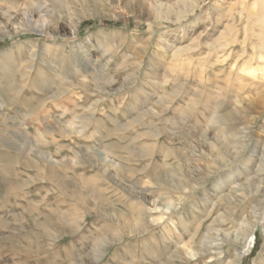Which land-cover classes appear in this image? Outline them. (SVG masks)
Listing matches in <instances>:
<instances>
[{
    "label": "rangeland",
    "instance_id": "1",
    "mask_svg": "<svg viewBox=\"0 0 264 264\" xmlns=\"http://www.w3.org/2000/svg\"><path fill=\"white\" fill-rule=\"evenodd\" d=\"M178 1L0 0V54L8 49L12 50L13 67L10 76L13 85L17 88L21 86L22 91L20 95L14 96L7 87H2L0 118L6 117L15 124L23 120L25 126L18 129L32 141L35 138L33 135L36 134L31 127L29 110L42 104L37 110V115L43 117L45 114L44 116L47 115L48 118L51 116L47 118L48 120L45 119L46 125L58 122L71 134L67 138L58 139L56 143L58 145L44 146L40 143V146L51 153L53 160L68 164L67 167L55 168L56 174L60 172L61 181L66 182L67 184H64L83 199L80 202L76 201L45 176L24 169L17 162L11 166V170L7 169L1 158L0 264H77L75 261L79 258L84 260L83 264H145L144 241H148L149 236H128L123 222V219L131 220L135 215L129 204L130 199L121 188L112 186L108 181L98 177L100 174L97 170L84 163L85 159L82 158L99 151L103 154L105 162L117 165L119 160L115 155L129 156L123 149L112 150L115 155L105 154V145L116 142L115 138L100 142L90 137L85 138L94 129L103 136L106 129H113L114 124L107 119L110 115L118 124H125L133 119L138 113L127 111V105L144 103L151 109L158 94L165 91L171 93L177 85L184 83V89L182 88L181 94L176 98V107L166 116V124L177 118L180 109H184L188 101L192 100L193 85L201 79L206 91L225 94L230 101L238 103L241 107L239 122L232 123L234 130L255 121L251 129L250 148L255 142L264 141V78L261 73H257L255 77L239 73L241 77L239 83L236 82L235 75H230L227 80L224 73L211 72L215 70L214 67H219V64L214 66L207 64L205 72L199 75L200 67L196 58L192 62L183 63L178 67L180 69L176 68L174 71L176 74L167 83H163L161 74L165 70L168 72L172 70L169 65L174 61L172 57L174 52L191 47L187 53L194 54L197 47L201 50L206 49L203 40L199 46L201 39L199 35L211 24L210 16L220 0ZM182 2L199 4L194 10L195 13H187L185 18H181L178 12L184 5ZM158 4L163 6L160 7ZM222 30L223 26L220 25V31H211L207 37L216 41ZM14 31L17 34L14 35ZM231 47L235 48V51L238 49L237 44ZM261 64L264 65V60ZM149 65L156 70L155 73L149 69ZM84 75L89 77V81L100 92L108 93L109 96L99 99L77 88L76 81L82 80ZM148 77L160 82L162 88L154 89ZM2 78L3 73L0 70V84ZM43 82H49L44 91L40 92L33 87L34 83ZM64 89H67L66 94L55 98ZM148 96L151 97V101L147 100ZM4 97H15L14 105L8 107ZM48 97L52 98L45 100ZM135 97L137 102L134 100ZM203 97L204 101L206 94ZM91 104L94 105L96 120L85 129L82 119L91 114L89 109ZM113 108L119 111L114 112ZM226 110L225 107L223 113ZM205 115L207 117L208 113L205 112ZM96 121H100V124ZM205 126L206 118L196 120L192 116L182 126L183 130L181 129L182 133L178 135V140L176 142L167 140L165 145L182 148L195 138L200 127ZM40 130L43 131L42 128ZM135 130L141 132L142 128L135 123L123 134L130 138L135 134ZM188 135L191 139L187 138ZM20 140L17 142L21 143ZM128 141H120L119 145L126 146ZM142 141L145 140L140 139L137 142L138 146L129 145V149L142 155L140 147ZM2 145L0 142L1 155H18V152L3 148ZM158 150L159 146L155 145L152 148L153 154H157ZM77 154H81V157ZM137 156L134 154L129 156V161L124 163L125 166L138 171L132 180H124L125 183L131 189L138 187L152 193L146 207L153 217L170 215L174 209V205L170 203L173 202L172 198L157 190L151 183V178L159 172L165 179L166 174L170 175L176 171L179 161L170 158L168 163L172 167L165 170L166 168L161 166L162 159L159 156H155L151 161L142 160L143 158ZM27 159L36 158L28 152L20 157L21 162ZM78 161L84 164L74 165ZM189 162L202 173L207 171L210 164L206 159H189ZM239 164L237 162L228 166L224 172L231 171ZM143 166L146 170L141 172ZM32 178L42 181H35L20 188L9 186L12 183L22 185L30 182ZM210 184L209 181L206 186ZM201 193L199 191L197 194ZM257 200L259 199L250 198L243 204L240 210L243 217L250 215ZM190 201L194 199L191 198ZM220 206L221 212L230 211V206L226 203H221ZM176 210L181 213L180 207ZM112 211H116L123 218L114 217ZM235 219H239L238 214L235 215ZM44 224L47 225L46 231ZM170 229L177 236V230L172 225ZM158 230L159 232L156 231L154 234L155 241L163 246L160 234L162 232L170 238L169 233L162 227ZM255 240V249L245 258L243 264H253V259L263 251L264 211L255 232ZM162 249L163 247L160 248ZM99 252H102L103 256L95 260ZM186 258L190 261L195 259L192 255Z\"/></svg>",
    "mask_w": 264,
    "mask_h": 264
},
{
    "label": "bare ground",
    "instance_id": "2",
    "mask_svg": "<svg viewBox=\"0 0 264 264\" xmlns=\"http://www.w3.org/2000/svg\"><path fill=\"white\" fill-rule=\"evenodd\" d=\"M183 4L179 12L177 11L181 18H185L187 13H193L199 3L189 2L187 4L184 2ZM158 5L160 7L163 6V4ZM61 8L63 7L61 6ZM210 19L212 21L211 24L199 35V38H201L199 46H201V40H203L206 49L201 50L200 47H197L195 49L197 52L194 54L187 53L192 49L191 47L183 51L174 52L172 54L174 61L169 65L172 70H169V72L165 70L161 74L163 83H167L176 74L174 72L176 68L182 66L186 61L192 62L196 58L198 61L197 65L200 67L198 69L199 75L205 72L204 69L207 64L212 66L219 64V67H214L215 70H211V72L214 74L224 73L227 80L230 75H235L236 82L240 83L241 77L239 73L251 77H255L257 73H261L262 78H264V65L261 64V61L264 60V0H220ZM220 25L223 26V30L218 34L219 39L212 41L207 36L211 31H220ZM13 34L15 35L17 32L14 31ZM229 36L230 39H228ZM234 44L238 45L237 51L231 47ZM12 55L11 49L0 54V70L3 73L0 84V94L2 96L3 86L7 87L8 91L14 96H17L21 91V86L20 88L14 86V82L10 76L13 67L11 62ZM244 55L245 57H242ZM149 69L154 71V73L156 72L151 65H149ZM88 78V76L84 75L82 80L76 81L75 86L99 99L109 96L108 93L100 92ZM148 79L154 89L162 88L160 82L149 77ZM48 83H34L33 87L41 92L48 86ZM24 85L26 86V83ZM183 86L184 83H180L171 93L165 91L160 95L158 94L151 109L145 106L144 103L127 105V111H137L138 114L125 124H118L111 115H107V119L114 124L113 129H106L104 136L96 129L85 136V138L90 137L99 142L115 138L116 142L105 145V154L110 153L115 155L112 150L123 149L129 156H133V154L135 156L138 155L137 158H143L142 160L151 161L155 156H159L162 159L161 166L166 168L165 170H170V167H172L168 163L170 158L177 159L179 163H177L175 172L170 175L166 174L165 179L162 178L163 175L159 172L154 173L155 175L151 178V183L157 190L161 191L163 195L172 198L173 202L170 203L174 205V209L170 212V215L165 216L162 214L153 217L148 207H146L152 193L149 190L138 187L131 189L125 183L124 180H132L133 176L138 172L124 165V163L126 164L129 161V156L115 155L116 159L118 158L119 160L117 165L105 162L103 154L99 151L87 154L85 155L87 157L82 158L85 159L84 163L89 164L97 170L100 174L98 177L108 181L112 186L121 188L130 199L129 204L132 206L135 215L131 220L123 219V222L128 236H149L148 241H144L145 257L142 258L145 264H243L245 258L250 256L255 249V232L261 222L264 211V141L261 143L255 142L254 146L250 148L251 129L255 121L241 129L234 130L232 123L240 120L241 107H239L238 103L230 101L225 94L206 91L201 79L197 80L193 85L192 100L188 101L184 109H180L177 118L165 124L167 114L171 110H174L175 105H177L175 103L176 98L181 94L180 91ZM66 92L67 89L60 91L55 98L63 96ZM205 94L207 97L203 101ZM50 98L52 97H48L45 100ZM3 99L8 104H6L8 107L13 106L15 103V97H4ZM134 100L137 102L136 97ZM147 100L151 101L152 99L148 96ZM41 105L39 104L29 110V117L31 118V122H29L34 129V134H36L33 135L35 138L32 141H29L26 138V134L18 129L20 126H25L23 120L15 124L6 117L0 118V142L3 144L2 147L16 151L20 155L9 156L0 154V160L3 158L7 169L10 170L11 166L17 162L26 170L40 173L55 184L63 193L70 194L76 201H83L81 195L72 191V188L67 187L64 184L66 182L63 183L61 181L59 177L60 172H57L58 175L56 174L55 168L67 167L68 164L53 160L51 153L40 146V143L44 146L56 144L58 139L67 138L71 134L58 122L46 125L45 119L48 118L46 117L47 115L44 116L45 114H43V117L37 115V110ZM225 107L227 110L223 113ZM93 108L94 105L91 104L89 107L91 114L82 119L85 129L90 127L93 124L92 122L96 120L94 119ZM112 111L116 112L119 110L113 108ZM205 112L208 113L207 117ZM192 116L196 120L198 118H206V126L204 128L200 127L197 130V134L195 133V138L182 148L175 147L174 145H165L167 140L170 142L178 140V135L182 133V126ZM96 122L100 124V121ZM135 123L142 128V131L137 132L135 130V134L128 138L123 133L127 131L129 126ZM190 137L188 135L187 138L191 139ZM140 139L145 140L140 145L143 156L129 149V145L138 146L137 142ZM18 140L21 143H18ZM123 140H129L128 145H119L120 141ZM155 145L159 146L157 154H153L152 152V148ZM26 152L31 153L36 159H27L21 162L20 157ZM77 155L80 156L81 154ZM189 159L209 160L210 164L206 165L207 171L202 173L199 168L191 165ZM150 161L149 163L151 164ZM237 162L240 164L236 168L224 172L228 166ZM84 163L78 161L74 165H82ZM143 167L141 168V172L144 169L146 170L145 166ZM36 179L32 178L30 182H25L22 185L12 183L9 186L20 188L35 181H42V179ZM209 181L211 184L207 187L206 184ZM199 191L202 193L198 195ZM191 198L194 201H190ZM250 198H257L259 200L256 203L254 202L255 204L251 209L250 215L243 217L240 210L243 204ZM221 203H226L230 206V211L221 212ZM178 207L181 208L180 214L176 212ZM112 212L114 217L123 218L116 211ZM237 214L239 215V219L236 220L235 215ZM170 225L177 230V236L172 233L173 230L171 231ZM160 227L166 233H169L170 237L168 238L161 232L160 238L163 241V246L159 242H156L154 237L156 231L159 232L158 228ZM46 228L47 225L44 224V231H46ZM161 247H163L162 250H160ZM191 255L195 257L194 261L186 258V256ZM102 256L103 253L99 252L95 260L100 259ZM75 262L83 264L84 260L79 258ZM253 264H264V248L253 259Z\"/></svg>",
    "mask_w": 264,
    "mask_h": 264
}]
</instances>
